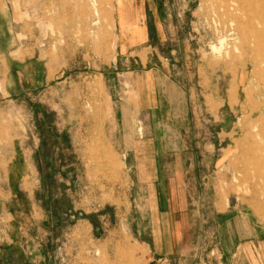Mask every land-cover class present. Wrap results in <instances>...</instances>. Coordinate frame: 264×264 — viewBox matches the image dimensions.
<instances>
[{"label": "rangeland", "instance_id": "1", "mask_svg": "<svg viewBox=\"0 0 264 264\" xmlns=\"http://www.w3.org/2000/svg\"><path fill=\"white\" fill-rule=\"evenodd\" d=\"M165 1L164 39L156 43L161 57L150 63L175 85L161 95L160 133L145 135L138 124L148 147L157 137L189 149L183 155L159 153L162 173L158 182L142 183L139 201L141 185L129 178L136 169L128 170L105 133L110 116L122 121V87H130L131 68L140 67L124 57L114 63V0H0V24L12 30L14 20L25 47L15 55L39 57L43 79L34 89L9 95L0 56V178L14 147L21 162L25 156L33 162L24 187L10 183L18 198L8 191L0 197L21 212L17 220L34 203L37 209L31 229L22 222L18 227L20 248H10V256L47 257L45 264H98L97 257H117L125 264L137 255L139 244L128 228L135 232L141 213L150 242L162 234L168 249L174 237L190 245L185 252L174 249L171 257L264 264V0ZM125 94L133 104V92ZM183 157L194 165L182 180H172L173 162L176 173ZM202 157L211 160L209 166L200 164ZM141 160L146 171L154 169L155 151L148 149ZM16 170L22 174L29 167ZM27 189L35 191L33 198ZM154 190L162 191L160 202L173 211L166 229L155 225L163 218L154 210ZM127 245L134 250L128 252Z\"/></svg>", "mask_w": 264, "mask_h": 264}, {"label": "crops", "instance_id": "2", "mask_svg": "<svg viewBox=\"0 0 264 264\" xmlns=\"http://www.w3.org/2000/svg\"><path fill=\"white\" fill-rule=\"evenodd\" d=\"M166 4L165 0H114V63L116 64L118 58L120 59V57H124L125 60L132 59L134 62L139 61L140 67L131 68L130 70L131 84L127 90L133 92L134 103H129L125 96L127 90L123 86V93L121 94L120 99V102H122L120 106L122 121L118 119L116 115L110 116L109 121L106 124L105 133L110 139L116 152L124 157L128 170L131 171V169H136L135 177H132L129 172V178L132 184L139 183L141 185L138 186V190L135 194V197L139 201L145 195L142 183L146 181L158 182L156 175H161L162 173L159 164V153L172 154L173 152H178L179 154H185L184 152L189 149V145L183 142L180 143L176 139L165 142L160 139V141L156 142L157 137H154L155 143H153V147H148L146 144V137L140 135V125L138 124L141 120L145 135L160 133V125H165L162 119L158 116V112L161 108V95L167 86L173 88L175 85L170 74L165 72L163 68L159 67L156 62L150 63L151 57L156 56L159 60L161 57V52L158 50L156 43L164 39L163 19L167 8ZM0 16L2 15L0 14ZM80 21L83 25V21ZM18 32L19 30H17L14 20L12 30L8 25H4V23L1 22L0 56H2L6 62L4 88L9 95H16V92H25L27 89H34L37 84H41L43 81L39 66V57H35L34 54H27L23 57L15 55L25 48L18 37ZM104 46H106V44L103 42L102 50L106 51V47ZM143 52H145L144 57L142 56ZM227 98L228 102L231 104L230 94L227 95ZM132 106L135 108L133 111V117L129 115V109H131ZM133 118L135 123L132 121ZM183 118L185 120L186 116L184 115ZM146 123H148V125ZM150 148L155 151L157 157V161L155 162L156 167L154 166V169L146 171L142 165L141 159L146 156V151ZM18 150L25 151V143L24 145L20 144ZM208 153L212 154L211 152ZM23 154L25 156L24 152ZM4 159L6 160L4 165L8 168L6 177H3V179L0 178V188H2L0 194L1 192L4 193L5 191H8V197L18 198L15 190L11 188L10 183L19 182L24 187L25 179L31 174L30 167L33 165V162L30 158L27 159L26 156L23 159L24 161L21 162V155L17 153L15 147L13 152H10L8 155V158L6 159L4 157ZM187 161H189L190 164L188 168L186 167ZM209 161L211 160L208 159L207 162V158L202 157L200 164L207 167L210 164ZM174 162L172 165V180H178V178L179 180H182V174L183 176L187 174L189 168L194 165L192 159L188 157L180 158L178 164L179 170L175 173ZM21 164H26V167H29V170L22 174L16 170V167ZM175 176H177L176 179ZM183 179L185 180V178ZM5 181L6 184H4ZM26 191L28 197L30 199L33 198V192L35 191H33V189H27ZM161 192L162 191L154 190L151 197L155 200L154 210L157 214L162 215L163 218L162 221L157 219L155 225L157 228H161V224L162 228L166 229L165 224L168 222V215L173 211L171 212L163 206L164 200L163 202L161 201L162 203L160 202V199H164L165 197ZM6 200L7 199L1 200L0 197V264H38V262L39 264H45L47 257H14V255L10 256L8 253L10 248L15 246L20 248V237L22 234H20V229H18V227H20L22 222L27 225L28 229H31V225H34L37 222V209L34 203L23 214V217L20 218L21 220H17L15 216L17 214H19L18 216H21V212L10 210L7 206ZM140 215L142 218L138 220L135 232H133L134 228H128L131 230V237L134 238L132 239L136 240L139 245L136 246V248L127 245V249L128 252L133 248L136 249L137 255L126 259L125 264H164L169 261L170 258L174 263L178 262V264H182L183 261L184 263L185 261H189L187 264H206L205 259L201 256L171 257L172 253H174V249H176L177 252H185L190 248V245L186 242H179L178 244L177 241H175V237L173 238V241H169V249L166 248L163 243L164 239L162 234L157 235L153 243L150 242L147 238L149 227L148 225H144L146 216L141 213ZM142 253H145V257H140ZM141 258H144V262L141 261ZM98 259L102 260V262L98 264H118L117 257H97V261ZM236 262L238 263V259Z\"/></svg>", "mask_w": 264, "mask_h": 264}, {"label": "bare ground", "instance_id": "3", "mask_svg": "<svg viewBox=\"0 0 264 264\" xmlns=\"http://www.w3.org/2000/svg\"><path fill=\"white\" fill-rule=\"evenodd\" d=\"M257 16V15H256ZM257 20V19H256ZM263 116V115H262ZM262 124V123H261ZM256 130V129H255ZM258 132V131H257ZM263 132V131H262ZM261 136V135H260ZM264 136V135H263ZM260 138V137H259ZM264 139V138H263ZM255 151V150H254Z\"/></svg>", "mask_w": 264, "mask_h": 264}]
</instances>
